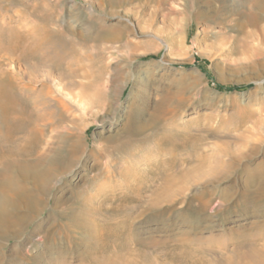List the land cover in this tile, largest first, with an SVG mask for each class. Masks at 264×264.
Wrapping results in <instances>:
<instances>
[{
	"label": "bare ground",
	"instance_id": "1",
	"mask_svg": "<svg viewBox=\"0 0 264 264\" xmlns=\"http://www.w3.org/2000/svg\"><path fill=\"white\" fill-rule=\"evenodd\" d=\"M86 1L92 4V8L86 7L85 17L82 8L74 2L68 5L70 9L63 26H57L51 32L43 26L33 28L29 33L15 30L6 39L7 51H19L21 58L30 62L31 74L37 71L40 64L56 70L72 84L76 83L73 80L75 76L87 79V82L76 83L77 93H68L73 98H82H78L84 103L79 110L81 112L88 113L91 108L103 107L106 103L102 102L106 92L99 86L105 64L100 62L93 73L86 70L87 66L93 65L95 57L104 59L107 51L121 52L124 45H133L130 38L126 40L125 37V32L129 30L128 20L123 21L126 22L124 24L122 21L109 23L102 19L105 15L116 14L117 8L127 5H132L126 11L132 12L135 17L136 31L147 30L158 36L161 40L160 45L156 46L158 50L166 46V54L155 64L160 66V70L179 74V89L192 97L208 92L204 80L196 73L198 70L178 69L172 66L174 60L167 59L174 50L177 37L186 32L191 20L199 24L214 17L224 26L230 16L236 17L232 28L237 33L230 47H219L221 44L213 42L212 55L228 57L229 54H244L250 59H257L264 67V0ZM202 3L210 7L212 15L201 7ZM31 6L46 24H55V20L48 17V11L53 10L54 4L48 9L38 4ZM94 7L100 9L103 16L96 17ZM221 36L225 38V34ZM6 43L3 42V45ZM3 45L0 47L3 48ZM47 47H52L53 51L49 53ZM119 57L128 59L117 68L124 69L122 73L119 71L123 82L132 80L133 87L141 84L139 90L143 92L148 72L141 66L149 63L140 62L134 73L132 56H125L121 52ZM229 63L224 61L226 66ZM34 77L31 75L28 81L20 82L13 75L0 77V264H73L70 260L73 246L79 245L86 235L89 238L85 244V255L76 264H264V220L257 223L258 226L228 227L219 236L201 235L189 239L188 231L187 238L177 244L180 250L174 254L171 262L163 259L169 252L167 249L151 252L136 247L133 240L137 238L136 230L140 228L137 227L136 232L131 230L135 220L150 213H158L155 216L160 219V216L163 218L173 211L172 204L184 195L185 190L189 191L191 186L216 174L219 166L211 163L214 156L199 153L202 147L193 146L191 151L196 155L180 164L176 161V152L169 153L158 162L145 160L141 164H134L127 163L128 160H105L92 164L83 154L86 149L83 142L73 132L76 125L72 114L74 104L55 93V84L50 80L42 78L36 85L38 80ZM244 95L247 96V92ZM167 118L155 113L148 123L136 111L128 121L127 131L135 136L144 134L149 125L151 128L158 127ZM100 126L104 130H111L115 124ZM118 139V135H110L106 137V142L109 144ZM128 141L121 142L113 150L105 149L102 156L106 158L120 152L130 144ZM122 150L125 152V149ZM224 153L229 154L231 150L226 148ZM92 166L94 171L91 173L87 168L91 169ZM124 168L129 170L124 171ZM82 170L88 172L84 177L81 176ZM144 172L151 173L152 176H149L153 179L161 176V181L155 183L156 180H151V183L149 177L141 175ZM72 174L77 176L69 181ZM77 179L84 182L75 187ZM112 180H118V183H110ZM139 180H143L144 185L138 187ZM252 180L259 182V188L253 192L250 203L259 204L264 200V170L254 174ZM206 187L197 190L195 194L201 193L185 205L186 210L197 218V223L204 219L209 222L212 218L208 213L214 208V194ZM194 201H197L195 207L192 206ZM105 212L110 216L100 217ZM215 226L204 228L212 230ZM151 231L149 236L153 237ZM226 233L231 237L226 238Z\"/></svg>",
	"mask_w": 264,
	"mask_h": 264
},
{
	"label": "rangeland",
	"instance_id": "2",
	"mask_svg": "<svg viewBox=\"0 0 264 264\" xmlns=\"http://www.w3.org/2000/svg\"><path fill=\"white\" fill-rule=\"evenodd\" d=\"M74 2L82 8L83 17L87 15L86 7L92 8V4L86 0H0V45H3V42L6 43L9 34L15 30L29 33L33 31V28L43 26L44 29L51 32L57 26H63L64 19L67 18L66 14L70 9L68 7ZM33 4H38L39 7L47 9L54 4L53 10L49 9L48 11V17L55 20L56 25L46 24L39 14L33 11L31 6ZM207 6L206 3L201 5L212 15L210 7ZM131 7L132 5L119 7L116 9V14L105 16L99 12L100 9L94 8L96 9L95 16H103L102 19L106 22L121 23L122 21L126 24L123 21H129V30L125 32V37L126 40L130 38L133 45H124L121 52L125 56H132L131 64L134 73L139 68L140 62L149 63L141 66L148 72V80L144 84L145 90L143 92L139 90L141 84L133 87L132 80L127 83L123 82L119 71L122 73L124 69L117 68L121 62L125 64L128 59L119 57L121 52L116 50H112L111 53L107 51L108 54L102 60L95 57L93 65L89 64L86 68L88 72L93 73L97 66H100L101 63L105 64L99 86L104 93L106 92L103 93L105 98L102 99V102L106 103L103 107L91 108L88 113L79 111L84 107L83 101L79 100L82 99L81 97L75 96L73 98L68 95L69 92L77 93L79 90L76 83L79 81L87 82V79L83 80V77L78 75L74 77L75 79L73 78L76 83L72 84L65 77L60 76L61 74L56 70H51L48 66L40 64H38L37 71L31 74L30 62L21 58L19 51H7L9 50L8 43L4 44L3 48L0 47V77L13 75L16 81L20 82V80L28 81V77L32 75L38 80L36 85L43 79H48L52 84L54 83L55 93L63 96L67 101L71 100L70 102L74 104L75 108L72 110V114H74L75 124H78V127L75 125L73 132L83 142L84 148H86L83 154L88 157L92 164L105 160H128L127 163L134 164H141L145 160L158 162L163 160L160 158L167 157L171 152L178 154V158L175 160L180 164L187 162L193 155H196L191 151L193 146L202 147L199 148V153L214 156L211 163L218 164L219 169L213 178H211L212 176L209 177L211 180L205 179L200 184L191 186L189 191L185 190L184 195L178 197L176 202L172 204L173 211L166 213L163 218L160 216L158 219L155 216L159 215L158 213H150L137 218L131 227V230L138 233L137 238L133 240L136 247L151 252L167 249L169 252L163 256V259L171 262V258L180 250L177 244L187 238L185 236L188 233L189 239H196L201 235L203 237L219 236L224 233L223 229L227 230L228 227L258 226L257 223H262L264 220V200H261L259 204L250 203L253 192L259 188V182H254L252 176L260 174L264 170L262 166L264 165V67L257 59H250L244 54H229L228 57L212 55L214 53L213 42L214 44H221L219 47L223 46L227 49L230 47L233 37L237 33L232 28L237 20L236 17L230 16V20L224 26L214 17H210L208 21L200 20L199 24L191 20L186 32L177 37L174 50L172 54L167 56V59L174 60L172 66L178 67V69L198 70L199 73H196L204 80L208 92L205 95L198 93L192 97L191 94L189 95V93L179 89V74L174 75L171 70H160V66L155 64L166 54V46L158 50L157 47L161 42L158 36L147 30L143 31L144 33L136 31L135 17L132 12H127ZM148 32L150 33L148 34ZM221 34H225V38ZM227 40L229 42H223ZM46 49L49 53L53 51L52 47ZM225 60L230 62L227 66L224 65ZM34 61L32 60V62ZM246 92L247 96L244 95ZM129 94H131L130 97H128ZM170 110L173 113L168 114ZM136 111L148 123L155 113L168 118L165 120L166 122L157 125L158 127L151 128L149 125L144 134L135 136L130 134L127 129L128 121ZM172 114L174 116H171ZM110 123L115 124L111 130H104L100 126ZM110 135H118V141L108 144L106 137ZM123 141L130 142L126 145L127 147L122 148L125 149V152L121 149L120 152L110 156L111 158L102 156L105 149L113 150L116 145ZM226 148L231 150V153L225 154L224 149ZM137 155L140 157L137 158ZM118 156L120 157L118 158ZM91 169L87 168L92 173L94 169ZM125 170L128 171L129 168H124ZM87 173L83 171L81 176L84 177ZM145 174L144 172L141 175L149 177L151 183L155 180V183L161 181V176L153 179L151 173ZM74 176L77 175L72 174L69 181ZM75 182L74 186L76 187V184L80 185L84 181L77 179ZM115 182L118 183V180L110 181V183ZM143 183V180H139L137 186L140 187L144 185ZM205 187L214 194V206L212 205L214 208L210 209L208 213L212 218L209 222L204 219L197 223L195 222L197 218L192 216L191 211L186 210L185 205L188 200L201 193L195 194L197 190L201 191ZM196 202L192 203L193 207L197 205ZM109 216L110 214L105 212L100 217ZM194 223L197 225L195 226ZM214 224L216 226L212 230L211 228H204V226H213ZM137 227L140 228L139 231L136 230ZM150 230L154 234L153 237L149 236ZM225 237L230 238L231 236L226 233ZM88 238L89 236L86 235L85 239L79 241V245L73 246V255L70 259L73 264L80 262L84 257L85 244ZM161 245L167 247L164 246V248Z\"/></svg>",
	"mask_w": 264,
	"mask_h": 264
}]
</instances>
